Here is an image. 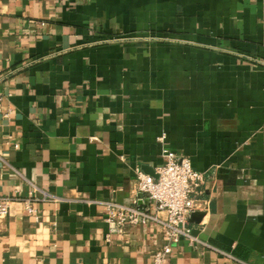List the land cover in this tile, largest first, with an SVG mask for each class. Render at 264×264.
Masks as SVG:
<instances>
[{"label":"crops","instance_id":"1","mask_svg":"<svg viewBox=\"0 0 264 264\" xmlns=\"http://www.w3.org/2000/svg\"><path fill=\"white\" fill-rule=\"evenodd\" d=\"M0 94V195L52 196L0 216V264H154L162 226L100 201L164 149L206 174L211 246L165 264H264V0H0Z\"/></svg>","mask_w":264,"mask_h":264},{"label":"built area","instance_id":"2","mask_svg":"<svg viewBox=\"0 0 264 264\" xmlns=\"http://www.w3.org/2000/svg\"><path fill=\"white\" fill-rule=\"evenodd\" d=\"M3 97L0 94V112ZM8 115V114H7ZM137 191L144 197L137 196L133 204H125L116 200H103L100 203L107 208V220L120 229L127 225L149 224L154 222L164 229L167 243L154 256V264H165L173 248L183 238L195 247H211L197 235V228L190 222L194 212L207 211L209 202L201 198L206 182L205 172L193 167L188 156L170 149H164L163 162L156 169V176L137 170ZM49 194L42 199L34 196L19 200L15 196L0 195V216L11 212L15 201H22L29 214L37 215L36 204L40 200L50 198ZM148 205L140 206L139 203ZM235 259L233 256L223 252Z\"/></svg>","mask_w":264,"mask_h":264},{"label":"water","instance_id":"3","mask_svg":"<svg viewBox=\"0 0 264 264\" xmlns=\"http://www.w3.org/2000/svg\"><path fill=\"white\" fill-rule=\"evenodd\" d=\"M139 197L143 198L144 194L139 193ZM146 203H149V201H146ZM204 216H205V212L203 211L194 212L190 218V222L193 224H200Z\"/></svg>","mask_w":264,"mask_h":264}]
</instances>
